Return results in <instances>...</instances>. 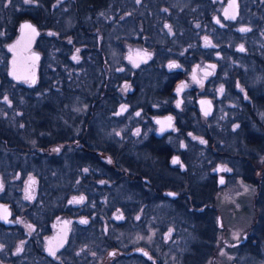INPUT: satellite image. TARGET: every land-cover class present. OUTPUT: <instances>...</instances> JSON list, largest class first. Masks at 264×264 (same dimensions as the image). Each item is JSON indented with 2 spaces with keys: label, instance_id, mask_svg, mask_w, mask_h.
<instances>
[{
  "label": "flooded vegetation",
  "instance_id": "1",
  "mask_svg": "<svg viewBox=\"0 0 264 264\" xmlns=\"http://www.w3.org/2000/svg\"><path fill=\"white\" fill-rule=\"evenodd\" d=\"M209 1L219 4L205 15H212L215 32L240 28L243 0L194 3ZM41 2L47 17L76 20L80 35L94 33L87 19L106 17L108 25L125 26L117 49L108 48L99 34L94 46L64 36L66 60L79 70L66 71L49 89L56 94H26V113H18L16 126L0 122V264H227L220 250L226 245L235 251L228 264H264V151L258 134L250 147L241 144L250 149L249 159L240 156V162L249 172L244 178L251 200L235 210L246 206L252 215L236 238L215 196L240 168L209 161L210 149L220 153L226 137L212 121L227 96L236 97L234 111L240 115L234 128L241 131L251 127L247 108L264 119V92L238 77L226 81L225 49L209 27L200 23L178 32L165 24L153 41L138 35L139 42H130L129 0ZM112 2L121 10L100 15ZM257 3L261 8L264 0ZM26 20L39 30L29 51L40 54L37 70L21 81L9 69L8 76L32 91L42 80L44 56L36 46L45 32L33 14L21 23ZM68 27L63 21L60 34ZM50 29L49 35L58 33ZM239 48L237 43L236 53L247 52ZM162 202L187 213L179 222L195 237L184 250H173L182 242L179 224L160 225L155 216ZM120 231L131 235L122 240ZM249 246L257 249L243 251Z\"/></svg>",
  "mask_w": 264,
  "mask_h": 264
},
{
  "label": "rangeland",
  "instance_id": "2",
  "mask_svg": "<svg viewBox=\"0 0 264 264\" xmlns=\"http://www.w3.org/2000/svg\"><path fill=\"white\" fill-rule=\"evenodd\" d=\"M194 2L196 0H143L141 3L129 0L128 8L131 13L128 21L129 41L136 42L137 39L135 38L138 35L145 38L147 42L153 41V38L157 36L156 30L162 28L165 24H168L170 28L176 29L179 32L183 28L196 27L202 23V26L205 27L207 25L209 27L211 35H214L213 37L225 49V58L221 60V63L224 67L222 70L224 71L226 81L235 82V79L238 77L241 82L246 83L247 87L264 92V67L261 66V61L264 60V3H262L260 8L257 6L259 5L257 0L256 2L255 0H243L244 11L238 23L240 28L236 31L229 28L225 33H217L211 21L212 15L209 19L205 15L214 12L219 4L211 1L209 3L204 2L203 4H196ZM47 10V6L41 0H0V76L2 77L0 81V122L6 126H16V124L20 123L18 113H26L25 108L28 104L26 94H56L49 89L58 86L57 82L65 78L66 71H69V74L75 75L74 71L79 70L75 69L74 65L66 60V54L70 51L69 47L65 45L67 43L63 38L64 36H70L72 43L83 41L89 46H94L98 42L96 37L99 34L100 37L105 38L104 42L106 45L109 44L111 46L108 48L114 49H117V44L122 41L121 37L123 36V27L125 25H108L107 21L109 19H105L106 17H98L94 20L87 19L85 21L86 24H93L94 22V28H97L93 30L95 34L80 35L79 31L74 29L77 24L76 20L47 17L45 15ZM111 10L118 12L121 10V7L116 2H112L110 8L99 10L100 15L106 11L112 14ZM31 13L35 16L37 24L45 32L44 36L39 39L38 46H36L43 53L44 57L42 61L41 83L34 90L27 91L25 88L16 85L8 76L11 53L7 47L18 37L21 21L32 16ZM63 21L69 27L67 28V33L60 34V25L63 24ZM49 24L53 28H58V33H51L52 35H49V31H51ZM245 27L248 30L242 31L241 29H246ZM84 37L87 41L84 40ZM139 41L138 39L137 42ZM237 43H240L239 49L241 51L247 50V52L244 54L236 53L235 45ZM97 61L99 63L98 59ZM96 70L98 73V68ZM84 75L86 73L82 72L81 77L83 78ZM83 89L85 88L82 87ZM235 104L236 97L233 94L227 96L226 105L223 106V110H218L215 119L212 121L214 124L218 122L222 125L219 128L222 129L221 133L226 134V137L225 140L219 143L220 153H218L217 148H214L213 151L210 149L209 161L213 162L218 159L226 164H231L233 167L238 166L240 168L237 169L238 174L231 176L228 186L219 191L215 196V203L221 209H224L226 221H231V226L228 228V230H231L229 234L236 238L238 233L240 234V228L247 223L252 215L251 211H247L246 206H241L237 212L235 210V205H249L251 200L249 195L251 184L245 183L248 180L244 178L249 175V172L241 168L243 164L240 162V160L242 161L240 156L249 159L250 149L246 147H244L245 149L242 148L241 144L242 146L250 147V141L254 139L253 135L257 133L259 149L264 151V119L260 114L255 115V109L247 108L246 112L249 114H247L245 120L247 125L251 124V127L245 126L246 129L237 130L234 128V124L237 123L240 114L234 111ZM245 106H248V103ZM254 121H256L257 127H255ZM214 127L217 126L214 125ZM122 187L120 186L118 190H121ZM130 193L128 194L129 199L135 198V195H131ZM154 212L160 225L169 226L174 222L179 224V240H182V242L173 250L180 251L187 248L190 241L195 237V233L191 232L188 226L185 224L181 225L179 222H184L188 219L187 213L181 210V208L179 210V207L176 209L164 202ZM234 213L235 215L241 213L242 219H236ZM245 229H242L241 235ZM117 234L122 240L126 236L131 235L130 232L126 231H120ZM102 246L103 244L99 241V250L104 249ZM231 248L230 245H226L220 249L225 253L227 264L232 262L234 258L235 251ZM256 249L249 246L244 248L243 251Z\"/></svg>",
  "mask_w": 264,
  "mask_h": 264
},
{
  "label": "water",
  "instance_id": "3",
  "mask_svg": "<svg viewBox=\"0 0 264 264\" xmlns=\"http://www.w3.org/2000/svg\"><path fill=\"white\" fill-rule=\"evenodd\" d=\"M38 35L39 30L35 24L31 21H23L18 37L7 47L13 53L9 75L17 81L27 79L36 73V64L40 59V54L38 52L29 53V51L34 46ZM33 65L35 66L34 71L31 70Z\"/></svg>",
  "mask_w": 264,
  "mask_h": 264
},
{
  "label": "snow or ice",
  "instance_id": "4",
  "mask_svg": "<svg viewBox=\"0 0 264 264\" xmlns=\"http://www.w3.org/2000/svg\"><path fill=\"white\" fill-rule=\"evenodd\" d=\"M232 18H235V17H232ZM242 31H247L248 29H241ZM77 51H79V50H77ZM74 59L76 58V57H73ZM176 65L175 64H172V65H170V67H175ZM57 151H58V149H57ZM173 163H176V160H173ZM76 202H79V201H76ZM49 251L53 254V255H55V253L52 251V249L50 248L49 249Z\"/></svg>",
  "mask_w": 264,
  "mask_h": 264
}]
</instances>
